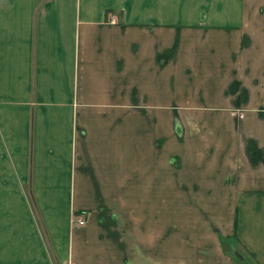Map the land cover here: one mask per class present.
<instances>
[{"label": "crops", "instance_id": "obj_1", "mask_svg": "<svg viewBox=\"0 0 264 264\" xmlns=\"http://www.w3.org/2000/svg\"><path fill=\"white\" fill-rule=\"evenodd\" d=\"M142 118L215 122L159 192ZM0 264H264V0H0Z\"/></svg>", "mask_w": 264, "mask_h": 264}, {"label": "rangeland", "instance_id": "obj_2", "mask_svg": "<svg viewBox=\"0 0 264 264\" xmlns=\"http://www.w3.org/2000/svg\"><path fill=\"white\" fill-rule=\"evenodd\" d=\"M145 106L135 105L138 109ZM141 111L144 113L146 110ZM219 122L216 121V124ZM212 125L207 120L122 119V145L127 147L128 150L129 142L133 141L136 143L138 157L135 170L138 191L145 186L146 177L148 193L159 192L162 181L175 179L177 176H181L183 171L193 169L191 166L187 167L185 163H177V153L193 149L194 146L208 140V129ZM188 152L190 153L191 150ZM127 165L128 163H121L122 173L124 170L128 171ZM141 182L143 183L142 185ZM77 238H80V236L78 235Z\"/></svg>", "mask_w": 264, "mask_h": 264}, {"label": "built area", "instance_id": "obj_3", "mask_svg": "<svg viewBox=\"0 0 264 264\" xmlns=\"http://www.w3.org/2000/svg\"><path fill=\"white\" fill-rule=\"evenodd\" d=\"M74 221L78 222V223L81 224V225L85 224V220H84V219H80L79 217H76V218L74 219Z\"/></svg>", "mask_w": 264, "mask_h": 264}]
</instances>
